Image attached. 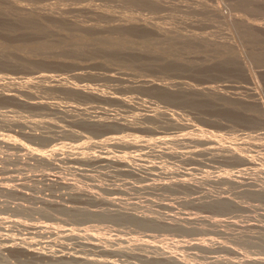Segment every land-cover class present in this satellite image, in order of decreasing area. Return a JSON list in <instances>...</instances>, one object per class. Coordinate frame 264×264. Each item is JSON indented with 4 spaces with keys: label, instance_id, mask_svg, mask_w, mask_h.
Segmentation results:
<instances>
[{
    "label": "rangeland",
    "instance_id": "obj_1",
    "mask_svg": "<svg viewBox=\"0 0 264 264\" xmlns=\"http://www.w3.org/2000/svg\"><path fill=\"white\" fill-rule=\"evenodd\" d=\"M0 264H264V0H0Z\"/></svg>",
    "mask_w": 264,
    "mask_h": 264
},
{
    "label": "bare ground",
    "instance_id": "obj_2",
    "mask_svg": "<svg viewBox=\"0 0 264 264\" xmlns=\"http://www.w3.org/2000/svg\"><path fill=\"white\" fill-rule=\"evenodd\" d=\"M178 260V259H177ZM173 261H176L175 259ZM179 261V260H178ZM176 263V262H175Z\"/></svg>",
    "mask_w": 264,
    "mask_h": 264
}]
</instances>
